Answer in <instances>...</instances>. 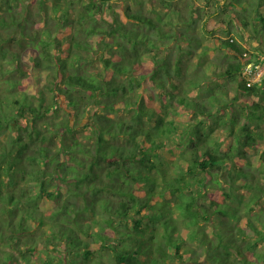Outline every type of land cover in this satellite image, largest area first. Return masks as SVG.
Segmentation results:
<instances>
[{"label":"trees","instance_id":"trees-1","mask_svg":"<svg viewBox=\"0 0 264 264\" xmlns=\"http://www.w3.org/2000/svg\"><path fill=\"white\" fill-rule=\"evenodd\" d=\"M262 56L264 0H0V264H264Z\"/></svg>","mask_w":264,"mask_h":264},{"label":"built area","instance_id":"built-area-1","mask_svg":"<svg viewBox=\"0 0 264 264\" xmlns=\"http://www.w3.org/2000/svg\"><path fill=\"white\" fill-rule=\"evenodd\" d=\"M247 55L245 54V57ZM242 74L247 81L246 86H251L264 81V56L258 61L246 60L242 69Z\"/></svg>","mask_w":264,"mask_h":264},{"label":"rangeland","instance_id":"rangeland-1","mask_svg":"<svg viewBox=\"0 0 264 264\" xmlns=\"http://www.w3.org/2000/svg\"><path fill=\"white\" fill-rule=\"evenodd\" d=\"M212 45V44H211ZM216 135H218V136H222V134H220V133H216ZM107 257H108V255H107Z\"/></svg>","mask_w":264,"mask_h":264}]
</instances>
